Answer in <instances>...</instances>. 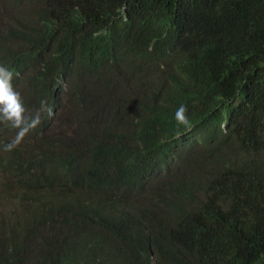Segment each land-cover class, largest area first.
I'll return each mask as SVG.
<instances>
[{"label":"trees","instance_id":"16d2710c","mask_svg":"<svg viewBox=\"0 0 264 264\" xmlns=\"http://www.w3.org/2000/svg\"><path fill=\"white\" fill-rule=\"evenodd\" d=\"M0 64L53 113L0 124V264H264V0H0Z\"/></svg>","mask_w":264,"mask_h":264},{"label":"clouds","instance_id":"9594fccd","mask_svg":"<svg viewBox=\"0 0 264 264\" xmlns=\"http://www.w3.org/2000/svg\"><path fill=\"white\" fill-rule=\"evenodd\" d=\"M13 76L10 68L0 64V124L18 130L15 137L4 145L6 151L16 148L29 132L42 124L45 116L50 118L53 114L46 100H41L39 108L29 113L21 93L13 87ZM186 112V106L181 105L175 113V119L179 124L190 127Z\"/></svg>","mask_w":264,"mask_h":264},{"label":"rangeland","instance_id":"374dc122","mask_svg":"<svg viewBox=\"0 0 264 264\" xmlns=\"http://www.w3.org/2000/svg\"><path fill=\"white\" fill-rule=\"evenodd\" d=\"M64 116L67 117L68 116V113H65Z\"/></svg>","mask_w":264,"mask_h":264}]
</instances>
